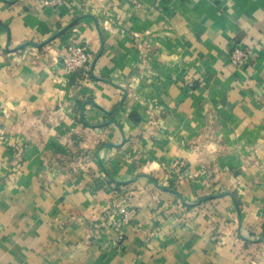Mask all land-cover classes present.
<instances>
[{"label": "crops", "instance_id": "obj_1", "mask_svg": "<svg viewBox=\"0 0 264 264\" xmlns=\"http://www.w3.org/2000/svg\"><path fill=\"white\" fill-rule=\"evenodd\" d=\"M45 1L0 0V264H264V0Z\"/></svg>", "mask_w": 264, "mask_h": 264}, {"label": "built area", "instance_id": "obj_2", "mask_svg": "<svg viewBox=\"0 0 264 264\" xmlns=\"http://www.w3.org/2000/svg\"><path fill=\"white\" fill-rule=\"evenodd\" d=\"M62 0H47L44 2L45 5H56ZM136 4H140L141 0H132ZM67 54L61 56L64 70L68 74H75L82 69H87V66L91 62V55L88 49L82 44L69 45L67 48ZM252 49L241 45L235 44L230 53L231 63L238 69H245L248 67L252 59ZM136 211L129 205L120 206L116 212L109 213V223L118 232L119 240L123 237V232L120 230L122 225L128 224L135 216Z\"/></svg>", "mask_w": 264, "mask_h": 264}]
</instances>
